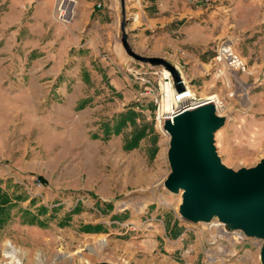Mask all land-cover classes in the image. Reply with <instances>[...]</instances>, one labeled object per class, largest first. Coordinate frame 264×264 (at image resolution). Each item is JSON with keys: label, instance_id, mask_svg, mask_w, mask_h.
I'll return each instance as SVG.
<instances>
[{"label": "crops", "instance_id": "0c3cea01", "mask_svg": "<svg viewBox=\"0 0 264 264\" xmlns=\"http://www.w3.org/2000/svg\"><path fill=\"white\" fill-rule=\"evenodd\" d=\"M59 1L0 0V57L28 60V68L15 69L6 84L0 75V95L14 112L27 107L23 120L33 152L45 157V170L59 171L43 200L60 206V224L69 217L68 224L79 223L84 235L107 236L112 264H199L200 246L177 212L161 210L149 198L137 204L147 205L140 212L122 202L111 209L79 182L80 170L97 157L123 173V183L141 185L157 143L153 122H144L139 109L141 88L129 72L141 65L128 59L120 43L108 49L119 40L118 0H71L75 14L68 24L55 20ZM125 1L131 49L165 59L191 89L214 65L220 41L247 40L245 59L264 58V0H217L208 7L188 0ZM251 67L259 68L256 61ZM30 177L18 181L28 193L43 185Z\"/></svg>", "mask_w": 264, "mask_h": 264}, {"label": "rangeland", "instance_id": "374dc122", "mask_svg": "<svg viewBox=\"0 0 264 264\" xmlns=\"http://www.w3.org/2000/svg\"><path fill=\"white\" fill-rule=\"evenodd\" d=\"M68 1L72 5L70 9L74 16L73 3ZM135 1L137 0H128L127 5L134 4ZM61 2L63 4V0ZM124 2L126 6V1ZM117 14L116 24L119 30V8ZM115 42L117 44L119 40L116 38V41L108 44V49ZM221 43L231 45L234 53L242 59L245 71L235 72L212 65L203 78V83H194L192 91L200 98L214 94L225 107L222 113L223 124L213 133V146L221 164L226 169L237 172L254 168L264 160V69H260L264 67V58L255 59L253 55L251 59H245L248 53L247 40L220 41L217 46ZM254 61L259 68L251 67ZM1 67L4 68L3 73H0L1 81L6 84L12 80L15 69L28 68V60L19 58L11 62L10 59L0 57ZM227 79L230 82L229 88L226 86ZM186 84L189 87L191 85ZM153 90V95L137 96L139 109L147 124L153 122L154 96L159 91L156 85ZM5 102L0 95V187L8 194L22 195L26 200L15 204L11 220L0 229V264H11V260L4 255L7 244L17 252V262L12 264H112L107 236L84 235L88 232L81 233L79 223L68 224L69 217L60 224L57 209L60 206L50 207L49 202L43 200L47 182L52 183L59 171L45 170L42 167L45 157L33 152V137L27 132L29 123L23 120L28 115L27 107L21 105L19 109L22 112L17 113L11 103ZM151 132L155 134L157 155L154 160L147 161L148 177L141 185L127 180L123 183V173L113 169L109 162L106 165L99 164L97 157L92 159L91 168L80 170L79 182L81 185H90L89 194L97 197L102 205L106 204L113 209L122 202L132 207L149 198L156 201L161 210L177 212L181 193L170 192L164 186L171 172L168 160L170 138L161 133L154 122ZM146 143L144 141L142 145ZM30 176L33 179L38 177L43 185L34 187L35 191L30 189L28 193L18 181L26 183L27 179H31ZM30 195L35 197L28 200ZM154 207L155 205L151 206L150 210ZM41 208L45 209V214L38 216ZM131 210L126 211L130 213ZM25 211H28L26 215ZM221 224L223 223L217 217L187 223L186 227L192 235L191 242L195 241L193 243L200 246L199 264H262V234H252L235 227L234 232L238 236L225 237L219 233V229L223 228Z\"/></svg>", "mask_w": 264, "mask_h": 264}, {"label": "water", "instance_id": "95a60500", "mask_svg": "<svg viewBox=\"0 0 264 264\" xmlns=\"http://www.w3.org/2000/svg\"><path fill=\"white\" fill-rule=\"evenodd\" d=\"M118 5L119 43L125 54L135 63L167 70L176 93H183V80L171 63L159 57L141 56L131 49L124 0H118ZM174 115L173 121L165 119L162 127L170 137L171 172L164 186L173 193L182 191L179 218L195 223L217 217L223 223L264 236V160L254 168L237 172L221 164L213 146V133L223 121L215 116L210 102L187 100ZM260 258L264 264V245Z\"/></svg>", "mask_w": 264, "mask_h": 264}, {"label": "built area", "instance_id": "2783aa9c", "mask_svg": "<svg viewBox=\"0 0 264 264\" xmlns=\"http://www.w3.org/2000/svg\"><path fill=\"white\" fill-rule=\"evenodd\" d=\"M190 4H200L206 7L211 6L217 2V0H188ZM73 15L69 13V9L63 8L62 2H58L55 7V20L68 24L73 20ZM214 66H222L228 70H232L235 72H244L245 65L242 59L234 53L230 44L221 43L216 48V55L213 60ZM140 64V63H139ZM139 68H129V72L133 77L135 84L140 86L139 95L148 96L153 95L154 93V85L158 88V93L154 96V104L155 110L153 113V122L155 126L159 129V131L163 134H167L163 129V123L165 119H169L171 122L173 121L176 108L186 102L187 100H204L213 104L212 98L208 99L212 96L209 95L204 98H200L196 96V94L192 91L191 87H189L186 82L183 80L180 72V76L183 80L185 90L183 93L178 94L173 88L172 79L169 73L167 76L164 75V70L162 68H154L148 65L140 64ZM177 69V68H176ZM168 83L170 94H167L164 86ZM218 101V99H216ZM168 104L170 107V111L165 113L163 111V104Z\"/></svg>", "mask_w": 264, "mask_h": 264}, {"label": "bare ground", "instance_id": "6f19581e", "mask_svg": "<svg viewBox=\"0 0 264 264\" xmlns=\"http://www.w3.org/2000/svg\"><path fill=\"white\" fill-rule=\"evenodd\" d=\"M62 6H63V8H67V10L69 9V11H70L69 13H71V14L73 13V11L70 9V8H72V5H71V3L68 0H63ZM162 70H164V75L167 76V73H169V72L167 70H165V69H162ZM226 78H227V76H226ZM226 82H225L226 83V86L229 88L230 87V85H229L230 82L228 81V79L226 80ZM164 88L167 91V94L169 95L170 94V90H169L168 83L165 84ZM211 98H212V101H213V104L212 105H213L214 110H215V116L219 118V121L220 122H222L223 121L222 113L224 112L225 107L219 101H216V99H217L216 96H212V97H210L208 99H211ZM162 109H163V111L165 113H168L170 111V107H169V105L167 103L166 104L165 103L163 104V108ZM167 136L169 137L168 134H167ZM179 193H181V195H182V191H179ZM128 206H129V204H123L121 207L128 208ZM145 206H147L146 203L138 206V211H142V209ZM221 225L223 226V228L222 229L221 228L219 229V233H221L222 236H225V237H229L230 235L231 236H238L234 232V228L236 227L235 224H232V223H223ZM214 226L217 227L218 225H214ZM216 231H218V230H216ZM16 253L17 252L14 249H12L10 245H8V244L6 245V249L4 250V255H5V257L7 259H10L11 260V264L17 262Z\"/></svg>", "mask_w": 264, "mask_h": 264}, {"label": "trees", "instance_id": "16d2710c", "mask_svg": "<svg viewBox=\"0 0 264 264\" xmlns=\"http://www.w3.org/2000/svg\"><path fill=\"white\" fill-rule=\"evenodd\" d=\"M137 140V139H136ZM25 197L22 195L8 194L7 191L0 187V229H2L12 218V210L15 208L17 202L25 201ZM28 211H25L26 215ZM45 209H39L38 216H43ZM42 225V223H40Z\"/></svg>", "mask_w": 264, "mask_h": 264}]
</instances>
